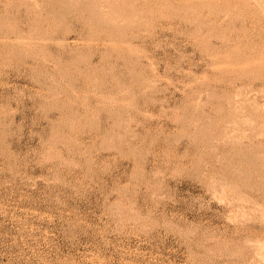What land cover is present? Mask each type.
<instances>
[{
  "label": "rangeland",
  "instance_id": "obj_1",
  "mask_svg": "<svg viewBox=\"0 0 264 264\" xmlns=\"http://www.w3.org/2000/svg\"><path fill=\"white\" fill-rule=\"evenodd\" d=\"M263 126L264 0H0V264H264Z\"/></svg>",
  "mask_w": 264,
  "mask_h": 264
},
{
  "label": "bare ground",
  "instance_id": "obj_2",
  "mask_svg": "<svg viewBox=\"0 0 264 264\" xmlns=\"http://www.w3.org/2000/svg\"><path fill=\"white\" fill-rule=\"evenodd\" d=\"M251 72V71H250ZM250 88V87H249ZM262 90V89H261ZM248 99V98H247ZM249 102V101H248ZM249 104V103H248ZM259 112V111H258ZM249 120V119H248ZM249 122V121H248ZM249 124V123H248ZM264 127V126H263ZM262 133V132H261ZM259 135V134H258ZM249 151V150H248ZM244 155V154H243Z\"/></svg>",
  "mask_w": 264,
  "mask_h": 264
}]
</instances>
